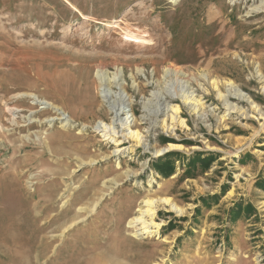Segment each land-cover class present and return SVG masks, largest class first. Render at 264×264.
<instances>
[{"label": "rangeland", "instance_id": "374dc122", "mask_svg": "<svg viewBox=\"0 0 264 264\" xmlns=\"http://www.w3.org/2000/svg\"><path fill=\"white\" fill-rule=\"evenodd\" d=\"M263 2L0 0V264H264Z\"/></svg>", "mask_w": 264, "mask_h": 264}, {"label": "bare ground", "instance_id": "6f19581e", "mask_svg": "<svg viewBox=\"0 0 264 264\" xmlns=\"http://www.w3.org/2000/svg\"><path fill=\"white\" fill-rule=\"evenodd\" d=\"M168 72H170L173 75H178L179 70L176 69V68H172V69H169ZM234 92H237V91H234ZM236 95L239 97L240 93H236ZM179 96H181V95H179ZM220 96L223 97L224 104H226L228 106V108H230L231 102H229L227 98L228 97H233L234 95L232 93L228 92L227 94L225 93V94H222ZM121 98H123V96H121ZM182 98L184 99L183 100L184 103H189L192 106V108H194V109L198 105V100H195L194 95H192L190 92H187L185 95H182ZM233 98H236V97L234 96ZM125 109L126 108H123L122 110L118 109L117 112L115 113V116H117V118L114 120L113 124H117V128H113L111 125L105 126L104 124H102L100 126L99 130H103L102 135L104 136V138L107 137L108 139L109 138L112 139L113 137H111L110 133H120L121 136L124 135V134H122V131L127 127V123L126 122H127L128 119H127L126 116L123 117V118H120V116L122 115V113L124 114L126 112ZM173 111L176 114L177 113L176 112L177 108H175ZM62 119H64L66 123L71 121L70 117L69 118H65L64 117ZM128 135L131 138H135V139L138 138V132L137 131L129 130L128 131ZM159 201L167 204L172 210H174L176 212H181V209L177 205L172 203L168 198H161ZM154 211H155V200L146 199L143 202V205H142V214H148L150 217H152L153 214H154ZM142 216L143 215H141L139 217H134L130 222L131 223L132 222L138 223L139 221L142 222ZM156 226H157L156 223L153 222V221H151L148 224H144V225L142 224V227H141L142 233H149L151 231H154L150 227H156Z\"/></svg>", "mask_w": 264, "mask_h": 264}]
</instances>
